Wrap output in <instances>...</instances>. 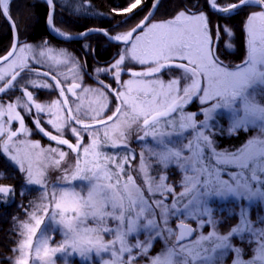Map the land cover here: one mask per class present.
<instances>
[{
    "label": "snow or ice",
    "instance_id": "snow-or-ice-1",
    "mask_svg": "<svg viewBox=\"0 0 264 264\" xmlns=\"http://www.w3.org/2000/svg\"><path fill=\"white\" fill-rule=\"evenodd\" d=\"M46 2L53 4V0ZM144 2L132 0L123 11H143L141 6ZM9 3L10 0H0V16L6 20H11ZM159 5L160 0H155L144 17L126 33L114 36L103 33L107 39L123 42L128 47L122 53H117L119 59L115 60L111 69L97 68L96 72L114 73L115 81H119L121 70L133 78H141L156 76L167 68H177L181 70L180 76L166 84L158 77L154 81L141 82L137 79V83H142V88L137 91L142 92L147 99H141L140 95L130 96L133 83L130 80L127 85H121L128 87L127 94L116 91L115 100L118 103L113 107L105 106L104 112L93 109L85 113L94 123H85L72 115V109H66L69 121L67 128L75 143L60 138L65 127L54 124L51 119L46 123L53 125L57 134L45 130L41 114L46 109L40 103L33 105V94L27 91L29 84L34 88L51 87V90H55L62 82L55 74H52V79L56 83L51 86H38L35 80L28 78L34 69L27 63V58L19 64L13 58L17 51L24 53L30 50V46L18 47L13 43L11 50L0 57V61H11L10 67L14 69L11 74L0 72V97L19 91L23 83L25 91L20 98L26 97L27 103L22 104L21 108L28 115H32V109H35L36 118L33 122L37 131L50 141H55L58 146L66 145L71 153L76 154L69 168L61 167L69 157V152L59 147L44 150L50 154L51 166L62 173L58 185L61 181L69 182L67 187L59 188V192L54 187L51 194L47 191L44 172L34 176L31 163L25 167V159L17 155L10 156V160L19 166L18 171L26 174V185L40 186L41 198L52 206L49 216L51 227L46 225L45 230L41 231L35 247L37 260L49 257L47 264H52L50 254L60 253L64 256V264H67L68 256L78 253L82 264H93L94 253L99 264H109V259L101 255L105 253L112 258V264H222L232 254V264H264V216L258 215L255 224L249 218L251 203L256 199L264 202V0H189L187 4L181 5V10L172 18L153 22ZM205 6L209 12L224 19L249 10L248 51L246 59L239 65H226L217 55L216 48L221 42L225 50L232 49L234 33L227 25H217L213 26L210 35ZM9 27L15 28L16 22L12 21ZM44 55L43 51L39 53L41 57ZM126 59L128 64L125 63ZM134 63L150 66L145 71H131L129 64ZM98 83L112 95L109 86H105L103 81ZM79 87L78 83L68 88L61 87L59 95L65 97V91L75 94V89ZM193 102L198 104L197 110L185 113V105ZM67 103V97L55 102L57 105ZM15 108V104L7 105V122L10 124L18 120L19 133L26 135L29 129ZM76 111H80L79 106ZM225 113L230 120L227 129L229 135L252 129L257 131V137L247 140L240 148L218 150L215 140L210 137L215 135L213 128L218 127L223 131L217 116ZM4 115V100L0 98V117ZM201 115L203 119L197 124V117ZM121 117L125 119L117 123ZM162 123L172 131L160 132ZM97 125L108 129L104 131L103 142L98 139ZM110 125L115 126L113 136L109 135L112 131ZM133 125L138 132H143V135L136 137L137 140L144 141L146 137L152 136L159 146L157 150L149 148L147 144L142 145L156 166L162 167L165 173L171 166L181 171V179L174 186L166 182L167 175H147L143 167L144 151L138 154L141 165L135 169V179L130 166L126 169L125 166L135 159L128 152L129 133L126 131ZM87 133L92 134V139L86 145L83 134ZM4 134L8 138L0 144V154L12 150L9 142L18 132L9 131L8 127L0 123V139H3ZM173 136L179 137L181 142L177 143L172 139ZM31 147L39 148L40 145L35 143ZM102 147L123 149L125 155L120 156L118 152L108 155L100 151ZM89 155L93 159L81 167L82 159ZM121 175L127 178L126 183L121 184ZM2 177L3 173H0ZM113 177V183H104L112 181ZM76 180L86 181L87 184H81L77 189L70 183ZM136 180H139V184ZM176 187L182 188V191L176 192ZM10 193L16 194L13 189L0 186V203H7L5 197ZM19 195L24 196L25 192L22 190ZM217 200L230 201L234 207L225 205L227 219L237 216L239 221L236 226L229 225L225 233L220 232V225L226 223L224 213L221 212V218H217L216 209L211 203ZM44 212L48 214L47 205L44 206ZM31 218L35 219V226L39 228L42 218H36L35 213ZM186 220L194 227H188ZM110 222L114 227L109 226ZM209 226L212 231L204 234L202 230ZM22 227L25 231L21 235L26 239L20 242L18 248L11 249L21 254V258L13 264H28L25 250L33 247L31 239L35 228L28 224ZM57 231L62 237L59 242H55L49 234ZM129 234H132L131 240H126ZM105 235L110 237L107 241L104 240ZM140 236L144 239L141 240ZM237 239L241 245H247L252 250L251 259H244L247 254L245 247L232 243ZM161 241V252L153 254L155 244ZM50 242L54 246L49 247Z\"/></svg>",
    "mask_w": 264,
    "mask_h": 264
},
{
    "label": "rangeland",
    "instance_id": "rangeland-1",
    "mask_svg": "<svg viewBox=\"0 0 264 264\" xmlns=\"http://www.w3.org/2000/svg\"><path fill=\"white\" fill-rule=\"evenodd\" d=\"M61 4H62L63 7H66L68 9L74 10V12H83V11H85V8H84L81 0H61ZM11 8H12V0H10L9 8H8V11H9L10 15H11ZM148 11L149 10L146 9V11H144L143 15L138 17L139 20L141 18H143L144 15ZM55 13L56 12L54 11L53 17H55ZM205 13L208 16V20L212 19V17L210 16V12L209 11L206 10ZM124 14H128L127 16H129L131 13H124ZM127 16L126 17L125 16L122 17L117 22L116 27L114 29L109 30L110 31L109 33H110L111 36L126 33L127 31H129L131 29L132 26H134L139 21V20H137L138 18L133 20V21H130L127 18ZM156 16H157V13L155 15V19H154L153 22H159V21H162V20H167V19H162L161 16H158V17H156ZM1 20H2V26L0 28V35L2 36V35L6 34L7 29L9 27V23L5 19L4 16H1ZM125 20H127L128 22L124 23ZM214 20H217V19H214ZM257 23L259 24V22H257ZM218 24L221 25L220 23H218ZM242 24L244 26L243 30L241 28L237 27L235 24H232V23H223L222 24V25H227L228 27H230L231 31L234 33V36L232 37V41L231 42H232V45L234 46L235 49L232 52H230L232 49L231 50H225L223 42H221L219 44V46L216 48V50L218 51V54H219L218 56L221 58V60L226 65H229V66L239 65L242 61H244L246 59V54H247V51H248V45H247V39H248V37H247V27H248L247 19ZM52 26H53L54 29L57 30V32L62 33L63 35H70V33H69L70 28L69 27L62 26L63 30H61L60 28H57L54 25V21H52ZM212 29H213V26L210 24V21H209L210 35L212 34ZM20 40L22 41L21 37H20ZM13 43H14V36H12L9 39V41L7 43V49H6V51L4 53H0V57L4 56L8 51H10V49L12 48ZM126 47H128V46L127 45H122L121 49L124 51V49ZM53 49H55V48H53ZM125 63L128 64L127 59H126ZM132 65L133 64H129V66L131 68L130 70L131 71H138V70H135V69L132 70L133 69ZM149 66L150 65H147V64L146 65H142L141 71H145ZM122 69H123V67H122ZM13 71H14V69L12 67H10V66H0V72H8L9 74H11ZM138 72H140V71H138ZM100 73H102V75L105 74L103 72H99V73L96 72L97 75H99ZM109 74H110V76L112 78H114V73H109ZM172 74H173V70L172 69H168V70H166L164 72H160L159 73V75H160L159 77L156 75V76L150 77L148 80L154 81L158 77L159 80H162L166 84L172 78H174V77H171ZM124 76H126V75L123 74L122 70H121V75H120V78H119V82H121L122 85H127L128 82L131 80V81H133V83L130 86L131 88H138V87L141 88L142 87V83H137L136 82L137 79H139L141 82L143 80H147V77H141V78L128 77V78H125ZM41 77L44 80L49 81V80H47L46 77H43V76H41ZM92 83H94V80H92ZM156 87H157V90H158V85ZM122 88H124V87H122ZM102 93H103V91H102ZM90 94H91L92 98H94V99H95V97L101 95L98 90L92 89V88H89V95ZM2 99L7 100L6 98H2ZM99 99L100 98L98 97L96 100L99 101ZM103 100L105 101L104 97L102 98V103H103ZM5 105H6V103L4 102V107H5ZM21 105L22 104L17 105L16 108L18 110L21 109L20 108ZM85 107H86V105H85ZM96 111L98 112L97 108H96ZM19 112H21V111L19 110ZM197 118H202L203 119V116H199ZM217 118H221L222 125L220 123L219 124L223 127V132H227L226 128L228 129L229 124H230V120H229V117H228L227 113H225L224 115H218ZM85 119L86 118H81L82 121H84ZM7 120H8V118H6V112H5V115L0 117V123H3L5 125V127H8L9 131H13V128L15 127L14 121L11 122L10 124H8ZM162 120H163V118H162ZM197 121H199L198 119L196 120V123L199 124V122H197ZM61 122H64L63 119L60 120V123ZM93 122L94 121L90 119V123H93ZM18 126H19V122L17 123V127ZM64 127H65V131L67 133H69L67 131L68 130L67 125L64 126ZM110 127L115 130V126L111 125ZM15 129H16V127L14 128V130ZM97 129H99V131H98L99 135H101V133H103L105 130H108V129L103 128V126H99V127H97ZM214 129H216L217 134L212 139H214L216 145L219 146L218 143H221V141L218 142V140L216 138L218 136V132H220L221 134H223V133H222L221 129L218 128V127L217 128H213L212 130H214ZM114 130L112 131L111 136H113ZM126 131H128V133H129V135H128V145L133 146L134 136H135L134 133L138 132L136 130V126L133 125V127L130 130H126ZM159 131L160 132H167V131H172V129L164 126L163 123H162L161 126L159 127ZM187 131H191V129H188ZM187 131H186L185 134H187ZM36 132H37L36 128L35 127H31L29 129V132L26 135L25 134H19L16 137L12 138V140L9 142V147L12 150L9 153H7V154H0V173L3 172V175L6 176V177H10L11 175L12 176L16 175V171H18L17 167H19V166L15 165V162L10 160V156L11 155H17L18 158L25 159V167H28L29 163H31V168H32V172H33L34 176L38 172H44L45 177H46L45 183L47 185V191H48L49 194H51V192L53 191L54 187H57V192H59V188L66 187L65 186L66 183H69V182L61 181V182H59V185H58V178L61 176L62 173L59 171V169L53 168L51 166V159L49 158L50 154H48L44 150L49 149V148L59 147L61 150L65 151V152H69V157L67 158L66 162H63L61 164V167H69V168H71V166L74 163L72 157H74L76 154L75 153H71L70 150L67 149V147L55 146V144H53L51 142H47L46 144H44L43 141H42V138L40 137V135H36V137L33 136V135L36 134ZM224 135L226 137L225 139L228 140V138H229L228 132L224 133ZM85 136H86V137H84L85 142H86L85 144H90L91 143V139H92V134L91 133H87V134H85ZM244 136H245V142H243V144H240L238 146H235L234 144H228V145H222L221 144L220 145L221 147L219 148V150L240 148L242 145H244L247 142V140H249L251 138H256L257 137V131L249 129L248 132ZM7 138H8L7 134H4L3 135V139H0V144H2L4 140H7ZM165 139H167V138H165ZM172 139L175 140L177 143L181 142L179 137L173 136ZM21 141H24V143H21ZM138 142H140V141H138ZM35 143H39L40 147L39 148H32L31 145L35 144ZM144 144H147L149 148H155V149L159 150V146L155 143L154 139L148 140L147 137L145 138L143 143L141 142L137 146L138 149H133L132 148L133 152H135V153L132 154L133 156H135V159L131 160L129 166L132 169L131 174L133 175L134 179H135V177L137 175L135 169L137 168V166L141 165V160H140V157H139L138 154L141 153L142 151H144L145 160H144L143 167H144V169L147 172V175L149 177H156L157 175H167V181L166 182L169 185H173L174 186L175 183H178L180 181V179H181V171H179L176 166H171V167H169V169L165 173L163 171L162 167L156 166L154 161L152 159L148 158V152L142 148V145H144ZM0 151H2V149H0ZM100 151L101 152H106L108 155H111L113 152H118L120 156L125 155V152L122 149H112V150L109 149V150H107L106 148L102 147L100 149ZM128 152H129V150H128ZM137 156H138L139 160L137 159ZM92 159H93V157L91 155H89L86 158H83L82 161H81V167H84L85 163L87 161H91ZM3 162H5L8 166L9 165L13 166L12 170L10 171V175H6L5 170L1 169L2 165H3ZM110 167H111V165H110ZM113 170H115V169H113ZM21 175L23 176L24 180L21 178ZM21 175H19L20 179L23 180V181H26V174L25 173H21ZM114 181H115V177H113L112 181H104V183H113ZM70 182H71L72 185L77 186V189H79V186L81 184H85V185L87 184L86 181H80V180L70 181ZM126 182H127V178L125 176L121 175V184L126 183ZM157 182H159V181H157ZM2 183H4V182H2ZM2 183L0 184V186L4 187V184H2ZM11 189L14 190V188H11ZM175 190H176V192H179V191H182V188L176 187ZM29 192L31 193L30 189H29ZM15 193H16V191H15ZM33 193L36 196V198H35L36 201L33 202L32 208L30 210H27V213H26L27 216L24 215L26 221H25V223H22V225L28 224L29 227L35 228V234L32 235V239H31L33 247L30 248V249H26L25 251L27 252L28 264H47V261H48L49 257H45L44 260H37L36 259V257H35V247H36V244H37V240L40 237L41 231L45 230L46 225L48 227H51V222L49 220V216L51 215V212H52V206L48 203V201L43 200L41 198L42 197V191L41 192H33ZM14 196H16V194L12 195L10 193L7 197H9L10 199H15L16 197L14 198ZM19 197L23 198V196H20V195H19ZM5 199L7 200L6 197H5ZM21 201L23 202L24 200H21ZM226 202H229V203L226 204ZM226 202L225 201L220 202L219 200L211 202L213 204V206L215 207V209H216L217 218H221V212L224 213V218L227 217V210L225 208V205H228L230 207H234V205H232L230 201H226ZM124 203H125V205H127V200H125ZM219 204H220V206H222V207H220V210L217 208V206ZM45 205L48 206L49 215H45V212H44V206ZM236 211L238 212L239 209H236ZM33 213H35L36 218H42V220H43V222L41 223L39 228H36V226H35V219L31 218ZM258 215L264 216V202L256 199V200H254L251 203V205L249 207V218H250V220L257 219ZM233 217L238 219L237 216H233ZM179 222L180 221L178 220L177 224ZM185 222L192 224L190 221H187V220ZM231 222H234V221H231ZM109 226L110 227H114V225L111 222L109 223ZM17 229L18 230H17L16 235H15V242H14V246H13L14 248H18L20 242L26 239L25 236L21 235V233L24 232L25 229H23L22 226L18 227ZM206 229L207 228H204L202 230L204 234H207L208 232L212 231V228H211V230H206ZM220 229L224 231V228H223L222 225H220ZM224 232H226V231H224ZM224 232H221V233H224ZM49 234L52 236V239L55 242H59L62 239L61 234L59 233V231L54 232V233H49ZM131 236H132V234H129V236L126 237V240H131ZM106 238H107V236H106ZM139 238L141 240L144 239L143 236H140ZM233 242H235V241H232V243ZM236 242L238 244H240L239 239ZM160 243H162V246H163V241H161ZM160 243H159V245H161ZM52 246H54V245L50 242L49 247H52ZM162 246L160 248L161 250H162ZM254 247H255V245H254ZM247 249H248V247H247ZM161 250L157 251L156 253L153 252V250H152V253L153 254H157V253L161 252ZM249 250H251V249H249ZM59 254L60 253H56L54 255L50 254L52 264H64V256H63V254L62 255H59ZM41 255L43 256V253H41ZM6 257L10 258V259H5ZM20 258H21V254H20L19 251H17V252H13L12 251L11 253H9V254H7L5 256L3 255L0 258V264H13L14 261H16V260H18ZM233 258H234V256L232 254H229L227 256V258H226L225 263L226 264H232ZM96 261L99 262V260H96ZM67 264H82V261L79 258L78 253H73L72 255H69L68 258H67ZM84 264H86V262H84ZM109 264H111V262H109ZM222 264H224V262H222Z\"/></svg>",
    "mask_w": 264,
    "mask_h": 264
},
{
    "label": "trees",
    "instance_id": "trees-1",
    "mask_svg": "<svg viewBox=\"0 0 264 264\" xmlns=\"http://www.w3.org/2000/svg\"><path fill=\"white\" fill-rule=\"evenodd\" d=\"M82 4L85 8L83 12H74V10L68 9L63 7L61 4V0H54L56 10H55V17L53 19L54 25L57 28L63 30L62 26L69 27L70 35H77L81 32L89 29V28H104L108 27L109 29H114L116 27L117 22L122 18L126 17L128 14H124L123 11L127 7L130 6L132 0H81ZM154 0H145L142 4L143 11L137 9L134 10L127 18L130 21L137 19L138 17L142 16L144 11L149 10L151 5L153 4ZM189 0H162L160 7L157 11V16H161L162 19H170L172 18L178 11L181 10L182 4H187ZM208 11L207 6L204 7V11ZM50 7L49 4L45 0H12V8H11V16L16 21V25L18 28L19 36L24 40L27 46H30V49H33L35 56L33 61L29 66L34 67L39 61V53L43 51L44 53L47 51L54 50L53 48L59 47H67L69 49H74L78 45L84 50L85 52H90L95 54L96 56L102 57L103 55L106 58H110L114 55L116 51H120L122 45L115 44L108 41L104 35L102 34H90L88 36H93V49H89V47H85L87 44H83L79 41H70V42H62L59 40L54 39V37L50 34L48 30V16H49ZM249 10H245L240 12L238 15H233L228 19H224L219 15L212 14L210 12V16L212 17L210 24L212 26L219 25L218 23H232L235 24L237 27L243 30V24L246 19L248 18ZM217 20H214V19ZM139 20V18L137 19ZM136 20V21H137ZM238 22V23H237ZM2 26V20L0 16V28ZM105 29V28H104ZM13 36L12 30L8 27L7 32L5 35H2L1 43H0V53H4L7 49V43L9 39ZM81 41V40H80ZM88 46V45H87ZM235 48L232 47L233 51ZM46 52V53H47ZM229 52V51H228ZM57 57L52 56V60L56 59ZM47 66L42 65L40 67L46 68V70L51 72H55L54 66L50 64L49 61L46 62ZM23 77V73L21 74ZM36 73H32L28 78L31 80H35L36 83L42 82V79H39ZM200 118H198L199 120ZM218 122L222 125L221 118H217ZM227 131V128H226ZM247 132V131H246ZM245 131H239V135L232 134L229 135L228 140L225 139L224 133L218 136V142L221 141L222 145L234 144L238 146L245 142L244 135L246 134ZM220 139V140H219ZM138 157V156H137ZM139 160V159H138ZM11 167V168H10ZM17 167V166H16ZM13 166L7 165L3 162L2 168L5 170L6 175H10V171L12 170ZM18 168V167H17ZM3 173V172H2ZM21 172L16 171L15 176L6 177L3 175L0 178V184H4V187L14 188L16 191L15 199L7 198V203H0V258L4 255L11 253V249H14V242H15V235L17 232V228L22 226V223H25V216L27 210L32 208L33 202L36 201V196L33 192H41L40 186H29L26 185L25 181H23V176ZM172 175V174H171ZM16 181V182H15ZM71 183V182H70ZM139 184V180L136 181ZM68 183H66L67 187ZM29 189L31 193L29 192ZM24 191L25 195L23 198L19 197V192ZM21 200H24L23 202ZM220 201V200H219ZM229 202H226L228 204ZM220 204L217 208L220 210ZM49 215V212L48 214ZM253 223L255 224L256 219H252ZM178 220L176 221V223ZM223 227H226V224H222ZM211 226L207 227L210 228ZM107 236V238H106ZM110 237L108 235L104 236V240L107 241ZM155 244L153 248V252L160 251L162 243ZM119 247V245H117ZM62 255V254H59ZM105 259H109V262L112 264V258L108 256V254L102 253ZM93 256V263L99 264L96 260L98 258L95 254Z\"/></svg>",
    "mask_w": 264,
    "mask_h": 264
},
{
    "label": "flooded vegetation",
    "instance_id": "flooded-vegetation-1",
    "mask_svg": "<svg viewBox=\"0 0 264 264\" xmlns=\"http://www.w3.org/2000/svg\"><path fill=\"white\" fill-rule=\"evenodd\" d=\"M53 19H54V17H52V21H53ZM209 21H211V19ZM104 28L108 32H110L109 30H111L108 27H104ZM72 36H74V35H72ZM92 37H93L92 35L91 36H86L83 39H81V41L80 40H77V41H79V42H81L83 44H87L89 49H93V42L94 41H93ZM1 39H2V36L0 35V43H1ZM22 41L20 40L19 47L20 46H26V43L24 42L23 39H22ZM46 52H45L44 56L39 58V63H37L32 68L34 69L33 73H37V72H39V73H49V75L46 77L47 80H49V81H46V80L42 79L41 76H43V77H45V76L41 74V75H38L37 77L39 79H42L43 81L37 83V85L39 86V85H43V84H49V86H51L52 84L56 83V81L52 79V74H55L57 79L59 81H61L62 83L55 90H51V87L49 89H43L41 87H35L34 88L30 84L27 86V91H30L33 94V101H32L33 105L35 103H40L46 109L45 113L41 114L42 115V126L45 127L46 131H49V132H51L54 135L57 134V132H56L55 128L53 127V125H50V124L46 123V121L49 120V119L53 120L54 124L61 125V126H66L69 123V121H68V112H67L66 109H72V115L74 117H79L80 119L81 118H86L83 122L90 123V118L85 116L86 112H91L93 109L96 111V108H97L98 112H104L105 111V106H107L108 108H111L116 103H118V101L115 100L116 91H122V92H125L126 94L128 93V87L122 88L121 87L122 83L119 82V81H115L114 78H112L110 76V74H104V75H102V73H100L99 75L96 74V69L97 68H102L103 67V68L111 69L112 64L115 63V60L119 58L117 53L118 52L122 53L123 52L122 49L120 51H116L112 57L106 58V59H105L104 55H103V58H102V57L96 56L95 54H93V52H92V54L90 52H85L84 50H82L80 45H78L76 48H74L72 50L67 48V47H59V48H56V49H54L52 51H49L47 53ZM230 52H232V51H230ZM216 53H217V55H219L217 50H216ZM34 56H35V53L33 52V49H30V50H28V51H26L24 53H20L19 51H17L16 56L13 59H15L17 64H19L22 61V59H24L26 57L27 58V63L30 65L31 62L33 61ZM52 56L53 57H57V58L52 60ZM47 61H49L52 66L56 67L55 68V72H51L50 73V71L46 70L45 66H47V64H46ZM10 64H11V61H8L7 63H5V64H3L1 66H10ZM42 65H45V66L42 68V67H40ZM132 66H133L132 70L135 69V70L141 71V69H142V65H140L138 63H134ZM129 69H131L130 66H129ZM168 69H172L173 70V74H172L171 77H178L181 74V70L177 69V68H167V69L162 70L161 72H164V71H166ZM122 73L125 74L123 70H122ZM125 75H126V76H124L125 78L131 77L129 74H125ZM156 75L158 77L160 76L159 73L156 74ZM149 78L150 77H147V80ZM92 80H94V83H92ZM98 81H103L105 86H109V91L112 92V95H109L108 92H105L104 89L100 87ZM74 83H78L80 85V87L75 89V94L65 91V97L68 98L67 105H63V104L57 105V104H55L56 101L63 100L65 98V97H61L59 95L60 88L61 87H64V88L71 87L72 84H74ZM89 88L98 90L101 95L95 97V99L92 98L91 94L89 95ZM138 88H140V87H138ZM138 88H131L132 91L130 93V96L134 97V96L140 95L141 99H147L148 97H144L142 95V92H138L137 91ZM83 89H88V91H83ZM147 90L151 91L150 89H147ZM23 91H25V86L22 83L20 85V90L19 91H14V92L10 93L8 96L0 97V98H6L7 99V100L3 99L4 102L6 103V105L4 107L5 108V112H6V118H8V116H7V105L8 104L11 103V104H15L17 106V105H20V104L27 103V98L26 97L20 98L21 97V93ZM102 91H103V93H102ZM98 97L100 98L99 101L96 100ZM103 97H104L105 101L103 100V103H102V98ZM17 98H20V99H17ZM85 105H86V107H85ZM78 106L80 108L79 112L76 111V108ZM197 107H198V104L195 103V102L187 104V105H185L184 112L185 113L195 112L197 110ZM20 108H21V106H20ZM49 108H50L51 114H49ZM19 110L21 112H19ZM19 110L17 108H15V112L20 113L21 117H23L24 123H25V127L28 128V129H30L31 127H35L34 122H33L35 120V118H36L35 109L34 108L32 109V115L26 114V112L24 110H22V108L19 109ZM108 114H110V113H108ZM59 119L60 120L63 119V121L65 123L64 122L60 123ZM124 119H125L124 117H121L120 121H118L117 123L123 122ZM200 120H202V118H200L199 121ZM199 121H197V122H199ZM18 122H19L18 120H14V125H15L16 129L14 130V128H15L14 127L13 131H17V132L19 131V126L20 125L17 127V123ZM72 126L77 127V128L80 127V125H76V124H72ZM99 126L100 125H97V127H99ZM113 130L114 129H112V131ZM67 131L69 133H67L64 130V134L60 138H66V139H69L70 142L75 143V139L70 134V129H68ZM105 131H108V130H105ZM112 131L109 132L110 136L112 134ZM212 131H213V133H215V135L213 137H210V138H214L216 136V134H217L216 129H214ZM134 134H135V136H134L133 146H130V145L128 146L129 153H131V154L135 153V152H133V149H138L137 146L141 142L143 143V141H140V140L136 139V137L138 135H143V132L139 131V132H136ZM205 134H207V132ZM36 135H40V137L42 138V141H43L44 144H46L47 142H51V143L55 144V146H58L55 141H50L47 137L43 136L38 131L33 136L36 137ZM83 135H84V137H86L85 134H83ZM219 135H221L220 132H218V136ZM236 135H239V133L236 132ZM218 136H217L216 139H218ZM189 138H191V137H189ZM98 139L100 141H102V142L104 141V132L101 133V135L98 134ZM147 139L148 140H152L153 137L152 136H148ZM138 141H140V142H138ZM84 143H86L85 139H84ZM218 145L219 146H217V145L216 146H217V149L219 150V148L221 147L220 146L221 143H218ZM59 146L67 147L66 145H59ZM106 149L109 150L108 148H106ZM137 159H138V157H137ZM128 166L129 165L125 166L126 169H127ZM220 202H222V200H220ZM225 219H227V217ZM231 221H234V222H231ZM238 222H239L238 219L233 217V216L230 219H227L226 223H224V224H226V227H223L224 231H227L229 225L236 226L238 224ZM186 224H189L192 227H194L193 224H190V223H186ZM206 230H211V227L206 229ZM220 231L224 232L221 229H220ZM237 240H235V242H233V243L236 246H243L246 249V253L247 254L244 257V259H251L253 257L252 250L247 249V245L238 244L236 242ZM224 264H226L225 261H224Z\"/></svg>",
    "mask_w": 264,
    "mask_h": 264
},
{
    "label": "water",
    "instance_id": "water-1",
    "mask_svg": "<svg viewBox=\"0 0 264 264\" xmlns=\"http://www.w3.org/2000/svg\"><path fill=\"white\" fill-rule=\"evenodd\" d=\"M161 2H162V0H160V4H161ZM153 3H155V0H154V2ZM49 7H50V11H49V16H48V21H47V25H48V30H49V32H50V34L55 38V39H57V40H59V41H62V42H70V41H77V40H81V39H83L84 37H86V36H88V35H90V34H102V35H104L103 33H108V35H110V33L106 30V29H104V28H89V29H87V30H85V31H83V32H81L80 34H77V35H74V36H72V35H61V34H58L59 32H57V31H54L53 29V27H52V22L51 23H49V17L51 16V21H52V17H53V13H54V11H55V2H54V0H53V4L52 5H49ZM159 7H160V5H159ZM158 11V10H157ZM157 11L155 12V15H156V13H157ZM220 16V15H219ZM231 16H233V15H231ZM11 17V16H10ZM8 21V23L10 24L12 21H14L13 19H12V17H11V20H7ZM11 30H12V32H13V36H14V43L15 44H17L18 45V47H19V44H20V36H19V32H18V28H17V25H16V27L15 28H11ZM84 33H88V35H82V34H84ZM105 36V35H104ZM106 38V37H105ZM107 39V38H106ZM108 41H110V42H112V43H115V44H121V45H125L123 42H116V41H112V40H109V39H107ZM11 50V49H10ZM6 55V54H5ZM5 63H7V62H4V61H0V66L1 65H3V64H5ZM19 134H21V133H19V131H18V135ZM179 224V223H178ZM188 225V227H192L191 225H189V224H187Z\"/></svg>",
    "mask_w": 264,
    "mask_h": 264
}]
</instances>
